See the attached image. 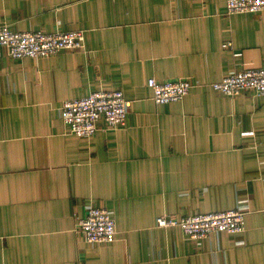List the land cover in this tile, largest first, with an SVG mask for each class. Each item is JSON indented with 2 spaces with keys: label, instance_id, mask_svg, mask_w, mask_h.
I'll return each instance as SVG.
<instances>
[{
  "label": "crops",
  "instance_id": "crops-1",
  "mask_svg": "<svg viewBox=\"0 0 264 264\" xmlns=\"http://www.w3.org/2000/svg\"><path fill=\"white\" fill-rule=\"evenodd\" d=\"M84 31L82 48L0 60V264H264V95L210 84L264 67V11L226 0H0V25ZM230 43L226 48L225 44ZM191 78L156 104L148 79ZM131 101L125 126L67 133L62 105L97 90ZM117 238L85 243L89 206ZM239 209L244 231L201 243L161 215Z\"/></svg>",
  "mask_w": 264,
  "mask_h": 264
},
{
  "label": "built area",
  "instance_id": "built-area-1",
  "mask_svg": "<svg viewBox=\"0 0 264 264\" xmlns=\"http://www.w3.org/2000/svg\"><path fill=\"white\" fill-rule=\"evenodd\" d=\"M226 3L228 14L264 11V0H226ZM84 42L85 35L81 30L20 31L3 24L0 25V60L4 55L15 60L24 57L49 58L65 50L80 49ZM225 47H230V43H226ZM197 84L191 78L162 81L151 77L147 81L156 104L181 101ZM210 86L214 91L230 97L247 92L264 95V67L234 71ZM131 106V101L121 89L97 90L85 97L67 100L62 105L66 132L90 138L100 129V122L110 129L125 126ZM244 218L245 211L232 209L186 216L161 215L157 225L163 229L178 228L187 238L201 243L213 233L237 234L244 231ZM76 231L88 244L111 243L117 238L112 211L96 205L89 206L85 216L77 220Z\"/></svg>",
  "mask_w": 264,
  "mask_h": 264
}]
</instances>
